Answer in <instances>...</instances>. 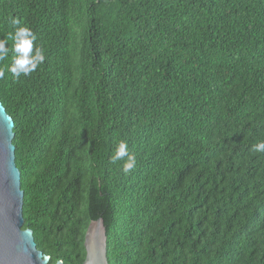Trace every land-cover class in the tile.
I'll list each match as a JSON object with an SVG mask.
<instances>
[{
	"label": "trees",
	"instance_id": "16d2710c",
	"mask_svg": "<svg viewBox=\"0 0 264 264\" xmlns=\"http://www.w3.org/2000/svg\"><path fill=\"white\" fill-rule=\"evenodd\" d=\"M12 18L44 62L16 78ZM23 228L81 264H264V0H0ZM120 141L136 158L110 163Z\"/></svg>",
	"mask_w": 264,
	"mask_h": 264
},
{
	"label": "water",
	"instance_id": "95a60500",
	"mask_svg": "<svg viewBox=\"0 0 264 264\" xmlns=\"http://www.w3.org/2000/svg\"><path fill=\"white\" fill-rule=\"evenodd\" d=\"M13 128L14 120L0 101V264H41L39 257L45 253L37 248L32 229L23 228L24 191L15 163ZM83 245L86 252L83 264H108L102 217L90 221ZM53 264L64 263L57 260Z\"/></svg>",
	"mask_w": 264,
	"mask_h": 264
},
{
	"label": "clouds",
	"instance_id": "9594fccd",
	"mask_svg": "<svg viewBox=\"0 0 264 264\" xmlns=\"http://www.w3.org/2000/svg\"><path fill=\"white\" fill-rule=\"evenodd\" d=\"M11 24L14 26V32L10 35L12 40L13 59L8 71L13 77L27 76L36 71L37 68L44 62L45 56L42 49L37 48L33 52V45L37 37L35 33L27 26L21 25L19 18H12ZM7 39L0 40V59L8 55V47H6ZM5 77V71L0 69V79ZM254 151L264 152V142H260L254 146ZM118 161H123L121 171L124 174L130 173L136 166V158L129 152L128 144L125 141H120L114 155L110 157V163L116 164ZM41 264H49L51 256L44 254L39 257Z\"/></svg>",
	"mask_w": 264,
	"mask_h": 264
},
{
	"label": "flooded vegetation",
	"instance_id": "af4514ba",
	"mask_svg": "<svg viewBox=\"0 0 264 264\" xmlns=\"http://www.w3.org/2000/svg\"><path fill=\"white\" fill-rule=\"evenodd\" d=\"M85 256H86V252H85L84 257H83V259H82V261H81V264H83L84 259H85Z\"/></svg>",
	"mask_w": 264,
	"mask_h": 264
}]
</instances>
